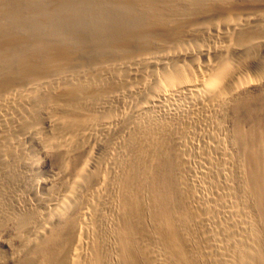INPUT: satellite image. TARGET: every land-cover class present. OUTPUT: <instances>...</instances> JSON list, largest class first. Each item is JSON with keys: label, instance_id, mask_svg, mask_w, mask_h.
Here are the masks:
<instances>
[{"label": "bare ground", "instance_id": "1", "mask_svg": "<svg viewBox=\"0 0 264 264\" xmlns=\"http://www.w3.org/2000/svg\"><path fill=\"white\" fill-rule=\"evenodd\" d=\"M111 10L147 19L108 25ZM153 15L174 53H155ZM56 17L100 39L61 36L79 73L60 66L53 88ZM126 72L145 83L128 98ZM60 133L44 180L35 147ZM0 264H264V0H0Z\"/></svg>", "mask_w": 264, "mask_h": 264}, {"label": "rangeland", "instance_id": "2", "mask_svg": "<svg viewBox=\"0 0 264 264\" xmlns=\"http://www.w3.org/2000/svg\"><path fill=\"white\" fill-rule=\"evenodd\" d=\"M76 2H78V1H76ZM81 3V2H80ZM81 5H83V3H81ZM151 5V4H150ZM151 7L153 8V6L151 5ZM66 14L65 15H69V14H67L68 13V11H66L65 12ZM139 13V14H138ZM141 13L140 12H136V14L134 13V14H132V16L131 17H128V19L126 20V19H124V21L123 20H121V21H119L118 20V18H117V13L115 12V11H113V10H111L110 11V18L109 19H101V21L104 23H106L107 22V24L108 25H110V24H115V23H117L118 21H119V23L121 22V24H123V23H127L131 28L133 27H135V25H136V23L138 24V23H140L139 21H143L142 23L144 24V20H146L147 19V16H143V15H140ZM155 14V13H154ZM135 15H137V16H135ZM116 16V17H115ZM114 17L116 18V19H114ZM143 17V18H142ZM155 16L153 15L152 16V18H151V20L149 19V22H151L152 24H154L155 26V28H153V34H154V36L152 37L153 38V41L155 42H157L158 44H157V47H159V48H157V50H155V53H157V51L158 50H160L159 51V54L161 53V52H163V53H161L162 55L161 56H163V54H164V56H167V53L169 52H173L174 53V51L177 49L176 48V45H175V43H174V38L172 37V35H166V34H163V32H162V28L161 27H159L158 28V26L157 25H159V24H161L160 22L161 21H159V19H156V18H154ZM145 18V19H144ZM56 19H57V21L55 20V18L52 20V25H54V26H50L49 27V29H48V32H50L48 35V37L51 39V41H52V46H54V47H52V49H54L53 51H52V49L50 50V51H52V52H45V55H47L48 54V56L46 57V59L48 58L49 59V63H50V67H51V71H49L50 72V74L51 73H53V74H51L50 76H49V78H50V81H51V83H52V87L54 88L55 87V85H56V82H57V78L56 77H58L59 76V73H61L62 71V68H63V72L60 74V75H62V76H64V78H65V80H66V82H71V80H72V77L74 76V77H76L77 75H78V73H79V66H80V63H79V57H78V53L80 52L79 51V47H78V49L77 48H75V49H77L76 51H78V52H76L77 54H76V56L74 55V53H73V55H71L72 53H71V49L69 48V46H66V45H68L67 43H65L64 44V40L66 39V38H68V37H70L71 39H73V38H76V37H78V38H76V39H81V38H86L87 36H97V38L96 39H100V38H98V36L99 35H97V32L96 31H94L95 30V28L94 27H84L83 29V31H87V35L85 36V35H81L80 33H79V36H77L76 34H74L73 35V33H71L70 34V36L68 35H64L63 36V31L61 30V31H59L61 28H60V26H59V18H57L56 17ZM66 20H69V21H72V23H74L75 24V21L77 22V24L79 23V22H89V20H86V19H82V18H74V20L73 19H71L70 18V16H66V18H65ZM100 19V18H99ZM153 19V20H152ZM156 19V20H155ZM170 19V18H169ZM168 18L166 19V22H168V23H165V24H169V22H172V21H170ZM81 20V21H80ZM123 21V22H122ZM54 23V24H53ZM134 24V25H133ZM176 25H175V27H176V29H181V28H179V26H180V23H175ZM181 27V26H180ZM57 28V29H56ZM60 28V29H59ZM130 28V30H133V28L131 29ZM77 29H79V27L77 28ZM92 29H93V31H92ZM135 29V28H134ZM163 29H165V28H163ZM51 30V31H50ZM56 30H57V32H60V33H62V34H60V33H57L56 32ZM90 32V33H89ZM93 32H96V34L94 33L93 34ZM91 34V35H90ZM187 34V33H186ZM186 34L184 33V37H183V39L184 40H182V42L185 44L184 46H182L181 47V49L180 50H182V49H186V48H195V47H199L198 45H200V44H198V43H200L201 42V39H199V36L198 35H196L195 37L194 36H191L192 34H190V36L191 37H193V39L188 35V37L186 36ZM59 37H58V36ZM71 35H72V37H71ZM156 35V36H155ZM167 37H166V36ZM63 37V39H62V41H64V42H62L61 41V43H63V44H60V38H62ZM171 36V37H170ZM159 37V38H158ZM189 37L192 39L191 41L190 40H188L189 39ZM53 38V39H52ZM165 38H167L166 39V41L164 40ZM186 39L188 40V41H186ZM164 41V44L165 45H163L162 43H163V41ZM169 42H168V41ZM194 41V42H193ZM55 42V43H54ZM169 43V44H166V43ZM187 42H191V43H189V44H187ZM196 42V43H195ZM125 43V42H124ZM161 43V44H160ZM192 43H194V44H192ZM195 44H196V46H195ZM221 44V43H220ZM161 45V46H160ZM166 45H168L167 47L170 49V47L173 49V50H169L167 47H166ZM171 45H173V46H171ZM183 45V44H182ZM67 47L66 49H64V51L62 50L63 49V47ZM170 46V47H169ZM59 47V48H58ZM64 47V48H65ZM155 47H156V45H155ZM58 48V49H57ZM62 48V49H61ZM161 48V49H160ZM164 48V49H163ZM68 49H69V51H68ZM163 49V50H162ZM196 49V48H195ZM61 50V51H60ZM66 50V51H65ZM168 52H167V51ZM178 50V49H177ZM60 51V52H59ZM63 51V52H62ZM68 52V53H67ZM171 52V53H172ZM144 53V52H143ZM166 53V54H165ZM135 54V55H134ZM134 54H132L131 55V57H128L127 59H122V58H118V59H116V60H114L115 62H116V64L115 65H117V66H124V65H126V64H132V62L134 63V60H135V57H137V55H139V59L143 56V54L141 55V57H140V54H138L137 52L136 53H134ZM157 55V54H154V55H157V56H159V57H161L160 55ZM74 58H73V57ZM79 56H80V54H79ZM60 57V58H59ZM63 57V58H62ZM56 58V59H55ZM72 58V59H71ZM134 58V59H133ZM91 59V58H90ZM90 59H88V72H92V70H93V67L96 65L94 62H96V60H93V61H91ZM94 59H96V58H94ZM138 59V58H137ZM119 60H121V61H119ZM16 62H15V64L16 65H18V66H16V68H19V65H20V63H19V61L16 59L15 60ZM178 61V59H176L175 58V60H174V62L176 63ZM181 61V60H180ZM178 62V63H181V62ZM93 62V63H92ZM115 62H112V63H115ZM122 62H124V63H122ZM127 62V63H126ZM121 63V64H120ZM188 63H190V64H194L192 61L190 62V60L188 61ZM79 64V65H78ZM91 64V65H90ZM177 64V63H176ZM76 65H78V66H76ZM114 65V64H113ZM60 66H63L62 68L60 67ZM90 66V67H89ZM126 66H128V65H126ZM125 66V67H126ZM194 67H195V64H194ZM77 68V69H76ZM31 69V70H30ZM35 67H32V66H30L29 68H28V71H29V73L28 74H30L31 75V78H32V80H33V85H35V87H37V88H39V85L37 86V84H39L38 82L36 83V80H37V78H36V75L37 74H35L34 75V73H36V71H35ZM73 69V70H72ZM75 69H76V71H75ZM32 70H34V71H32ZM37 70V69H36ZM30 71H31V73H33V76L34 77H32V74L30 73ZM77 73V74H76ZM58 74V75H57ZM64 74V75H63ZM75 74H76V76H75ZM126 74V77L128 78L129 76H127L128 74L130 75V73H128V72H126L125 73ZM69 76L68 78H67V76ZM71 76V77H70ZM132 76H134V78H136L137 76L136 75H130V80L132 81V83L134 82V81H136V80H138L139 79V77H137V79L135 80ZM151 77L149 78V79H147V80H151L152 82L154 81V77L152 76V75H150ZM34 78H36L35 80H34ZM70 78V79H69ZM68 79V80H67ZM53 80H54V82H53ZM35 81V82H34ZM50 81H49V83H50ZM140 82H138V81H136L137 83H135L136 85H138V86H136L134 83L132 84V88H133V85H134V90L132 89V91L131 90H128V88H129V86H127L126 85V87H124V90L125 89H127L126 91H124L123 89H121V91L124 93V95H125V97L126 98H128L127 96H130V94H131V92H132V94L131 95H133L134 93V91L136 92V91H141V89H143L144 87H143V85L145 86V83L143 84L142 82H144L142 79L141 80H139ZM142 81V82H141ZM135 86L138 88H135ZM118 91H120V89L118 90ZM120 91V92H121ZM112 92H115V91H112ZM112 92H106L105 94H104V97H102V99H103V102H102V106L104 107V108H108L109 106H110V104H111V102H110V94L112 93ZM116 93V92H115ZM113 94V93H112ZM106 95V96H105ZM127 95V96H126ZM131 98V97H130ZM54 99H57V103L55 102L56 100H54ZM106 99H107V101H106ZM61 102V101H59L58 100V98H54L53 97V102L51 103V104H54V105H51L50 106V113H49V115H47L48 116V118L49 117H51V121H53V120H55L57 117H59L58 115L59 114H61L62 112H63V108H65L66 106H65V104H63V103H61V104H63V105H61V104H59V103ZM110 102V103H109ZM106 103V104H105ZM122 104V103H121ZM140 104H138L137 106H139ZM122 106V105H121ZM121 106H120V108H121ZM51 109H53V110H51ZM58 109V110H57ZM61 111V112H60ZM55 113V114H54ZM57 113V114H56ZM117 113H118V110H117ZM54 115V116H53ZM55 115H57L56 117H55ZM44 117H46V115L44 116ZM40 119H42V117L40 116L39 117ZM57 134H55L54 136H52V138L54 139V137L56 136ZM60 135H61V137H60ZM58 136V137H57ZM56 136V138H58V139H56V140H53V143H55L56 145V147L58 148V146L60 147V144H63V145H61V146H63V148H62V150L64 149V147H65V145H66V147H67V144H68V141L66 140V136H65V134L63 133V134H59V135H57ZM30 137H28L27 135H26V137H25V135L23 136V137H21V139L25 142V144L27 145V147H31L30 145H33V143L31 142V140L29 139ZM64 139V140H63ZM66 140V141H65ZM58 142V143H57ZM67 142V143H66ZM64 143H65V145H64ZM55 146H53L54 148H52L51 149V152H45V150H43V149H41L40 147H35L36 149H38L37 151V159H38V161H37V163H38V171L42 174V177H43V179L45 180V177H46V180H49V178H51L50 176H48L49 175V173H51V171H52V168H55L56 167V165H57V162H58V160L60 159H58V152H60V154L61 153H63V152H66V150L68 149V147L66 148L65 147V149H64V151H61L59 148V151H57L58 149H56V147ZM31 149V148H30ZM30 149H29V151L28 152H30ZM31 151H32V149H31ZM41 151V152H40ZM50 151V150H49ZM55 152H57V154H55ZM45 153H47V154H45ZM56 155V156H55ZM57 159V160H56ZM53 164V165H52ZM36 171V170H35ZM34 171V172H35ZM49 177V178H48ZM7 234V233H6ZM1 248H3V249H5V247H3V246H1Z\"/></svg>", "mask_w": 264, "mask_h": 264}]
</instances>
